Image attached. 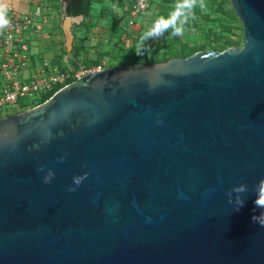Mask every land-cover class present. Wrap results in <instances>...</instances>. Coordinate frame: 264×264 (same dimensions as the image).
I'll use <instances>...</instances> for the list:
<instances>
[{"label": "water", "instance_id": "95a60500", "mask_svg": "<svg viewBox=\"0 0 264 264\" xmlns=\"http://www.w3.org/2000/svg\"><path fill=\"white\" fill-rule=\"evenodd\" d=\"M228 2L241 48L106 67L0 119V264H264V0Z\"/></svg>", "mask_w": 264, "mask_h": 264}, {"label": "rangeland", "instance_id": "374dc122", "mask_svg": "<svg viewBox=\"0 0 264 264\" xmlns=\"http://www.w3.org/2000/svg\"><path fill=\"white\" fill-rule=\"evenodd\" d=\"M41 2L47 5H53L54 18L58 21L59 25H63L67 35H70V29H74V31H71L72 35L79 38V44L75 46V43L74 46L75 48H82V53L79 55V58H90L98 62H105L106 66L117 64L118 62L116 60L122 56L128 58V62L131 58L136 57L139 59L138 63L149 64L167 61L170 55L171 57L174 56L173 58L188 57L187 55H190L195 50H215L214 48L217 46L220 38H227L233 44L231 46L239 48L244 43L241 22L239 20H231L226 13L231 9L227 0H206V8L203 10L197 8L195 10V18L190 20L189 24L186 25L182 36L170 37L168 33H165L162 37L150 39L145 42L143 46L144 50L140 54H137V51L141 34L148 29L158 16L167 15L171 11L174 0H165V2H158L151 5L146 15L137 20L139 26L133 29H126V25L129 22V6L132 5L133 0H92L89 17H83L81 20L84 22L82 29L76 28L81 21L62 16L63 4L61 0H42ZM11 3L15 4V1L13 0ZM218 4L226 9L225 13L219 10ZM17 8L20 10L25 9L20 4H17ZM123 21H125L123 28L126 31H123L121 27ZM69 35L66 38H71ZM118 36L120 40L117 38ZM59 38L62 37L59 35ZM32 46V52L35 53L38 51L40 43L33 41ZM69 46L67 47L63 44L64 49H66V54H63L64 57L57 56L56 61L62 63L64 58L67 61L73 59L71 49H68L70 48ZM46 52H54V49H47ZM134 54L135 56H133ZM144 56L147 57L141 58ZM133 62H137V60H133ZM83 70L80 69L75 73L82 72ZM22 102L26 103L28 101L23 100ZM20 111L22 110L18 112ZM14 113H16L15 110L7 115ZM5 116L3 115L1 117Z\"/></svg>", "mask_w": 264, "mask_h": 264}, {"label": "built area", "instance_id": "2783aa9c", "mask_svg": "<svg viewBox=\"0 0 264 264\" xmlns=\"http://www.w3.org/2000/svg\"><path fill=\"white\" fill-rule=\"evenodd\" d=\"M163 1L133 0L126 29L137 25V20L149 11L151 2ZM8 17L10 25L0 33V117L13 115H7L13 110L17 113L21 104L37 106L44 96L68 85L72 77L80 78L107 67L105 62H101L95 68L74 73L62 70L43 56L36 57L32 52V42L35 38L51 37V5L41 2L28 13L10 9Z\"/></svg>", "mask_w": 264, "mask_h": 264}, {"label": "clouds", "instance_id": "9594fccd", "mask_svg": "<svg viewBox=\"0 0 264 264\" xmlns=\"http://www.w3.org/2000/svg\"><path fill=\"white\" fill-rule=\"evenodd\" d=\"M10 8V0H0V31L7 28L10 25V19L8 12ZM200 8L201 10L206 8V0H174V5L167 13V15L158 16L148 29L143 32L139 38L137 54L142 52L143 46L146 41L150 39H156L168 33L170 37H178L184 34L186 25L189 21L195 18V10ZM45 182H50L51 175L44 178ZM79 184V180L76 181ZM235 191L245 193L247 186L240 184L234 188ZM74 191V189H70ZM256 199L254 201L256 207L264 210V178H261L254 188ZM243 204V200L238 201V206ZM254 222H258L264 226V211L259 216L253 217Z\"/></svg>", "mask_w": 264, "mask_h": 264}, {"label": "crops", "instance_id": "0c3cea01", "mask_svg": "<svg viewBox=\"0 0 264 264\" xmlns=\"http://www.w3.org/2000/svg\"><path fill=\"white\" fill-rule=\"evenodd\" d=\"M14 1H15L16 6H15V4L11 3V2H13V0H10V9H16L17 11H19L21 13H28V12H31L36 5L40 4L42 0H40V2H39V0H14ZM17 4H20L21 6L25 7V9L24 10L18 9ZM51 6H52V21H51L52 24L50 26L51 37L50 38H41V37L35 38V41L40 43L38 51L35 52V55H36V57H42L43 56L44 58L49 59L53 64H56V65L58 64V65H60V67L66 68L69 71H72L75 73L76 71H78L80 69H84V67H82V65L80 64V61L77 60L73 55L74 45L76 43V40H77L76 37L77 36L72 35L71 31H74V29H70L71 30V31H69L70 35L69 34L68 35L71 36V38H66V37H68V35H67L66 31L64 30L63 25H59L58 21L55 20L54 15H53V13H54L53 5H51ZM129 8H131V6H129ZM62 12H63L62 16H66L64 5L62 8ZM66 17H69V16H66ZM81 22L78 23L79 24L78 26H80L81 24L84 23V22H82V23ZM75 23L77 24L76 21H75ZM124 23H125V21H123V24H121L122 28H123V26H125ZM78 26L77 27L75 26V27L78 28ZM136 26H139V23H137ZM140 26H141V24H140ZM131 29H133V28H131ZM1 32L2 31H0V33ZM59 35L62 38H59ZM64 36H65V38H64ZM117 38H120V37L118 36ZM63 44H65L67 47H68V45H70L69 46L70 48H68V49H71L70 51H71V54L73 56V59H71L70 61H67L66 58H64V60H62V63H60V62L56 61V58H57V56L58 57H61V56L64 57L63 54H66V49H64ZM51 48L54 49V52L47 53L46 52L47 49H51ZM54 56H55V58H54ZM95 61H96V63H95L96 65L93 66L92 68H95L96 66L101 64V61H99V62L97 60H95ZM116 61L118 62L117 64L110 65L107 67H121V58L116 60ZM127 66H129V65H127Z\"/></svg>", "mask_w": 264, "mask_h": 264}, {"label": "trees", "instance_id": "16d2710c", "mask_svg": "<svg viewBox=\"0 0 264 264\" xmlns=\"http://www.w3.org/2000/svg\"><path fill=\"white\" fill-rule=\"evenodd\" d=\"M154 4H155V2H151V5H154ZM91 6H92V0H70V2L66 6L65 14H66V16H69V17L83 16L85 18H88L89 14L91 12ZM218 6H219V10H221L224 13L226 12V9H224V7H222L220 4H218ZM226 13L231 18V20L238 21V19H237L235 13L233 12L232 8L229 11H227ZM82 27H84V23L81 24L80 26H78V28H81V29H82ZM122 29H123V31H126V29H124V28H122ZM113 37H114V35H113ZM76 39L78 41L76 42L75 46H77V44H79L78 43L79 42V38L76 37ZM80 39H82V38H80ZM118 39L120 40V38H118ZM220 39H222V38H220ZM220 39H219V42H218L217 46L214 48L215 50H225V49L229 48L231 45H233V44H231L230 41L227 40V38H224L222 40H220ZM75 46H74V50H73V55H74V57L77 60L80 61V64L82 65V67H84L85 70H89L93 66L96 65L95 64L96 61L93 60V59H89V58L81 59V58H79V55L82 53V48H77V47L75 48ZM198 51L199 50H195L192 53H190V55H193L194 53H196ZM178 52H180V51H178ZM190 55H187V56H190ZM133 56H135V54ZM146 57L147 56H144V57H141V58H146ZM173 57H171V55H170V57L167 58V59L169 60V59H171ZM183 57H185V56H183ZM133 58H131V60L128 62V58L122 56L121 57V67L138 63L139 59H137L136 57H133ZM133 60H137V62H133ZM59 67H60V65H59ZM60 68L62 70H64V71H68V69H66V68H63V67H60ZM76 79L77 78L72 77L67 82V84H70V83L74 82ZM54 93L55 92H53V93H51V94H49L47 96H44L43 99L38 103V105H40V104L44 103L45 101H47L50 97H52V95ZM35 106H36L35 104L34 105L21 104V109L20 110L23 111L25 109H29V108H32V107H35Z\"/></svg>", "mask_w": 264, "mask_h": 264}]
</instances>
